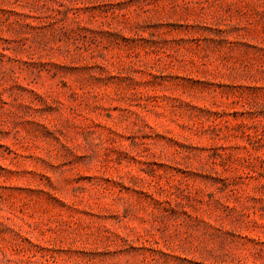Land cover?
Listing matches in <instances>:
<instances>
[{
	"label": "rangeland",
	"instance_id": "374dc122",
	"mask_svg": "<svg viewBox=\"0 0 264 264\" xmlns=\"http://www.w3.org/2000/svg\"><path fill=\"white\" fill-rule=\"evenodd\" d=\"M0 264H264V0H0Z\"/></svg>",
	"mask_w": 264,
	"mask_h": 264
}]
</instances>
